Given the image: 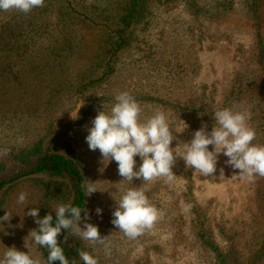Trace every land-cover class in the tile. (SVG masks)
Masks as SVG:
<instances>
[{
    "label": "rangeland",
    "instance_id": "obj_1",
    "mask_svg": "<svg viewBox=\"0 0 264 264\" xmlns=\"http://www.w3.org/2000/svg\"><path fill=\"white\" fill-rule=\"evenodd\" d=\"M162 1L166 3L147 0L146 11L124 33L127 43L115 59L114 74L93 85L90 82L106 69L101 47L130 0H45L51 10L43 16L42 28L49 33L39 38L29 29L19 30L17 35L23 34L19 43L10 50L0 46V180L14 177L46 152L82 160L88 177L103 191L91 195L88 223L98 226L102 236L111 235L110 249L93 247L71 229L67 240L77 250L94 254L98 264H226L225 258L229 264H264V225L251 224L248 218L251 186L234 176L239 170L226 165L228 157L220 155L216 178L195 172L194 192L200 205L213 199L210 219L202 228L203 224L191 222L188 213L174 209L184 186L179 177L171 184L164 178L150 183L123 180L117 163L103 161L100 151L90 150L86 142L91 121L104 105L110 111L115 96L123 91L142 106V121L157 110L166 113L178 137L173 148L190 142L193 135L176 124L168 104L185 100L204 83L224 88L260 37L264 44V10L258 20L242 14L254 0H233L237 12L220 19L217 26L185 3L193 0ZM197 1L206 7L228 0ZM27 17L18 10L0 11V27ZM136 161L138 168L139 156ZM180 161L177 158L174 173ZM140 186L147 188L150 202L163 215L151 230L129 239L111 221L116 200L128 188ZM21 192L28 193L23 204L17 202ZM66 203L58 179L46 174L22 178L0 191V217L7 211L12 216L10 222L0 223V258L15 246L24 252L30 249L46 264L43 249L30 237L29 248L25 246L30 231L39 227L26 213L39 207L42 219ZM98 207L102 214L96 213ZM179 215L186 216L178 219Z\"/></svg>",
    "mask_w": 264,
    "mask_h": 264
},
{
    "label": "clouds",
    "instance_id": "obj_2",
    "mask_svg": "<svg viewBox=\"0 0 264 264\" xmlns=\"http://www.w3.org/2000/svg\"><path fill=\"white\" fill-rule=\"evenodd\" d=\"M44 3L45 0H0V11L18 10L28 14L34 8L43 7ZM142 111L140 103L129 92L123 91L115 96V103L110 111H106L104 105V110L99 111L91 121L92 127L87 129L89 134L86 142L89 149H98L103 161L114 160L123 180L140 179L144 183H150L164 178L166 183L171 184L176 179L173 166L177 158L182 159L187 168L194 169L200 176L215 177L221 154L228 157L226 165L234 172L239 170L234 176L249 182H255L257 177H264V144L253 143L257 132L249 124L252 118L250 110L233 107L214 110L212 115L215 123L212 130L207 131V125L204 124L194 132L190 142H180L176 148L172 147V143L178 137L174 134L166 113L157 110L142 121ZM210 145L213 146L211 150ZM137 156L142 161L138 168ZM219 173L222 179L224 169L220 168ZM97 183L98 181L93 182L86 177L81 188L87 197L101 191ZM146 192L147 188L144 186L131 187L118 201L115 199L117 206L111 223L129 239H136L145 231L151 230L163 215L162 210L150 202ZM27 196L28 193L21 192L17 202L25 203ZM54 210L55 221L51 213L41 219L39 207H33L26 213L35 218L39 227L30 231L25 246L29 248L27 239L30 237L35 245L46 248V264H53L55 261L70 264L64 248L58 242L62 229H71L74 236L90 242L93 247L102 245L106 250L110 249L111 235L102 236L98 226L88 223L90 214L85 207L67 203L56 206ZM82 212L84 217L81 216ZM96 213L102 214V209L98 207ZM11 219L12 216L7 211L0 217V223L10 222ZM67 239L65 236V242ZM78 253L83 264H98L94 254L83 250H78ZM0 264H45V261L30 249L24 252L12 246L0 258Z\"/></svg>",
    "mask_w": 264,
    "mask_h": 264
},
{
    "label": "trees",
    "instance_id": "obj_3",
    "mask_svg": "<svg viewBox=\"0 0 264 264\" xmlns=\"http://www.w3.org/2000/svg\"><path fill=\"white\" fill-rule=\"evenodd\" d=\"M159 1L166 3V1ZM263 2V0L249 1L243 7L245 11H242V14L250 16L253 20L255 18V20L260 19V10H264V6H262ZM185 3H191V7H196V13H205L204 18L207 22L215 26H217L218 21L223 17L237 12V3H234L233 0L224 1L219 5H207L206 7L199 5L197 0ZM146 9L147 0H130V3L124 6V12L118 19L117 27L111 30L106 43L101 47L106 69L102 72V76L97 80L91 81L90 85L109 78L114 74L115 59L127 43L124 33L134 23L138 14L146 11ZM50 10L51 7L45 2L43 7L34 8L30 13L26 14L28 16L27 19H15L10 24L1 26L0 46L3 45L4 48L10 50L16 42L19 43L23 35H17L19 30L25 31L29 29L32 35L37 33L39 38L47 35L49 30L42 28V20L45 13ZM195 15L199 16L198 14ZM22 44L20 46L21 49L24 48ZM168 106H171L172 112L170 114L171 116L173 115L176 124H180L185 131L190 132L192 135L204 124L207 125V131L210 132L212 130L215 123L212 113L216 109L233 107L250 110L252 118L249 124L257 132V138L253 143L264 144V44L261 43V37L257 41V46L244 56L243 64L238 66V69L233 73V77L224 88L222 86L217 89L215 85L212 89L211 85L204 83L198 91L192 93L185 100L177 99L171 101ZM84 165L82 160L61 152H46L39 156L34 164L19 171L14 177L0 180V191L22 178L46 174L58 179L60 189L63 191L67 203H71L73 206L85 207L88 210L91 196L87 197L81 188L86 177L90 179ZM175 174L176 177H179L184 182V186L180 195L176 197L174 209H177L179 213H188L191 222L197 221L198 224H203L201 225L202 228H205V221L210 219L208 211L213 199L207 201L203 206L200 205L199 198L194 192L195 170L187 168L182 159L178 166H176ZM249 184L252 189V195L249 198L248 218L251 224H259L261 226L264 225V177H257L255 182H249ZM83 215L84 212L81 213V216ZM52 216L55 221L56 213L54 212ZM179 216L178 219H184L186 215ZM209 235L211 236L210 233ZM65 236L70 238L68 230L62 229L58 236V242L64 248L65 255L69 259L70 264L73 261L75 264H83V261L79 258L78 250L69 240L65 242ZM41 248L47 257L48 250L43 247ZM224 262L226 264L230 263L228 258H225ZM54 263L60 264L59 261H55Z\"/></svg>",
    "mask_w": 264,
    "mask_h": 264
}]
</instances>
